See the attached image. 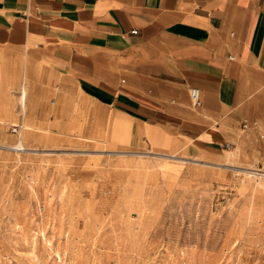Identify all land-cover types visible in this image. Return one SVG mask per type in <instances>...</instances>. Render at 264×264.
<instances>
[{"label":"crops","instance_id":"obj_1","mask_svg":"<svg viewBox=\"0 0 264 264\" xmlns=\"http://www.w3.org/2000/svg\"><path fill=\"white\" fill-rule=\"evenodd\" d=\"M0 78L33 130L264 169V0H0Z\"/></svg>","mask_w":264,"mask_h":264},{"label":"rangeland","instance_id":"obj_2","mask_svg":"<svg viewBox=\"0 0 264 264\" xmlns=\"http://www.w3.org/2000/svg\"><path fill=\"white\" fill-rule=\"evenodd\" d=\"M20 87L0 78V264H264V169L27 128Z\"/></svg>","mask_w":264,"mask_h":264},{"label":"bare ground","instance_id":"obj_3","mask_svg":"<svg viewBox=\"0 0 264 264\" xmlns=\"http://www.w3.org/2000/svg\"><path fill=\"white\" fill-rule=\"evenodd\" d=\"M21 108H20V113H21V115H23V113H24V111H25V105H21L20 106ZM18 112V111H17ZM13 127V126H12ZM19 128V131H17V129H16V134L20 137L21 136V138H22V131H25L26 129H25V124H23L22 126H15V128ZM31 126L30 125H27V128H30ZM15 130V129H14ZM14 133V132H13ZM17 146H16V149H18V150H24L25 148L23 147V144H22V139H19V141H18V144H16ZM26 150V149H25ZM248 173L249 174H251V175H253V176H256V177H260V176H264L263 174H259V173H255V172H249L248 171Z\"/></svg>","mask_w":264,"mask_h":264},{"label":"built area","instance_id":"obj_4","mask_svg":"<svg viewBox=\"0 0 264 264\" xmlns=\"http://www.w3.org/2000/svg\"><path fill=\"white\" fill-rule=\"evenodd\" d=\"M131 34H136V32L135 31H132V32H130ZM229 60L231 59V58H228ZM188 97H189V99H190V101H191V104L193 105V106H198V104H199V92H198V90L197 89H195V88H191L189 91H188ZM228 147V145L227 144H225L224 145V148L226 149Z\"/></svg>","mask_w":264,"mask_h":264}]
</instances>
